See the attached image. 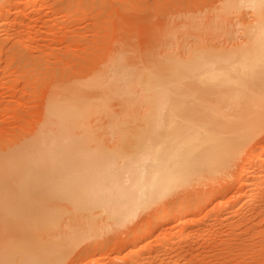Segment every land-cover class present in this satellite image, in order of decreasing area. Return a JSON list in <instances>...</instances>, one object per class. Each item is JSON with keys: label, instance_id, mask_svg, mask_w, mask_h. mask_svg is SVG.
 I'll return each instance as SVG.
<instances>
[{"label": "rangeland", "instance_id": "rangeland-1", "mask_svg": "<svg viewBox=\"0 0 264 264\" xmlns=\"http://www.w3.org/2000/svg\"><path fill=\"white\" fill-rule=\"evenodd\" d=\"M227 2L0 0V264L12 245L42 264H264V127L227 168L134 218L77 212L66 193L130 154L146 78L244 43L254 10Z\"/></svg>", "mask_w": 264, "mask_h": 264}, {"label": "bare ground", "instance_id": "bare-ground-1", "mask_svg": "<svg viewBox=\"0 0 264 264\" xmlns=\"http://www.w3.org/2000/svg\"><path fill=\"white\" fill-rule=\"evenodd\" d=\"M227 3L254 10L244 43L228 53L200 50L186 63L174 61L159 80L146 78L150 108L145 127L128 156L112 153L105 166H95V174L89 172L82 183L66 189L77 212L101 210L118 221L134 218L159 198L227 168L264 127V0ZM247 166L240 174L252 201ZM28 249L12 245L2 255L10 264L16 257L42 264Z\"/></svg>", "mask_w": 264, "mask_h": 264}]
</instances>
